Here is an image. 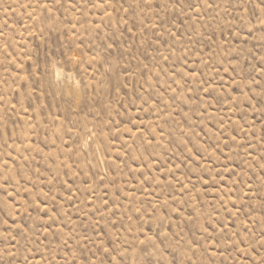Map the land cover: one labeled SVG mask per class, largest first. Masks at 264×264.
Returning a JSON list of instances; mask_svg holds the SVG:
<instances>
[{
    "label": "rangeland",
    "instance_id": "obj_1",
    "mask_svg": "<svg viewBox=\"0 0 264 264\" xmlns=\"http://www.w3.org/2000/svg\"><path fill=\"white\" fill-rule=\"evenodd\" d=\"M261 5L0 0V264H264Z\"/></svg>",
    "mask_w": 264,
    "mask_h": 264
},
{
    "label": "snow or ice",
    "instance_id": "obj_2",
    "mask_svg": "<svg viewBox=\"0 0 264 264\" xmlns=\"http://www.w3.org/2000/svg\"><path fill=\"white\" fill-rule=\"evenodd\" d=\"M170 2H171V0H170ZM177 6H178L177 4L173 3V7L174 8L177 7ZM261 7H264V5H261ZM104 252L106 253L107 249H104ZM85 264H87V262H85ZM102 264H104V262H102ZM107 264H111V261L110 260L107 261ZM119 264H123V261H120Z\"/></svg>",
    "mask_w": 264,
    "mask_h": 264
}]
</instances>
